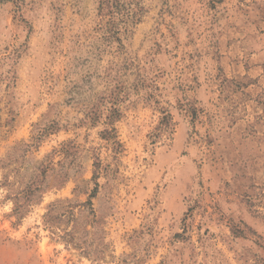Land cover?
Segmentation results:
<instances>
[{"label":"rangeland","instance_id":"rangeland-1","mask_svg":"<svg viewBox=\"0 0 264 264\" xmlns=\"http://www.w3.org/2000/svg\"><path fill=\"white\" fill-rule=\"evenodd\" d=\"M103 2L0 0V264H264V0Z\"/></svg>","mask_w":264,"mask_h":264},{"label":"trees","instance_id":"trees-1","mask_svg":"<svg viewBox=\"0 0 264 264\" xmlns=\"http://www.w3.org/2000/svg\"><path fill=\"white\" fill-rule=\"evenodd\" d=\"M117 0H104V2L102 3V10H110L109 13H107V15H109L110 13L113 15L116 11H114L115 9V4H116ZM114 33L116 31L112 30ZM113 132H115L114 128H111L110 130H106L104 131L103 135L105 140L109 141L112 138V134Z\"/></svg>","mask_w":264,"mask_h":264}]
</instances>
